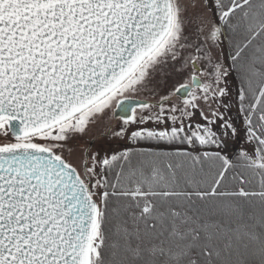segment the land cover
Returning <instances> with one entry per match:
<instances>
[{
	"label": "snow or ice",
	"instance_id": "snow-or-ice-1",
	"mask_svg": "<svg viewBox=\"0 0 264 264\" xmlns=\"http://www.w3.org/2000/svg\"><path fill=\"white\" fill-rule=\"evenodd\" d=\"M0 264H264V0H0Z\"/></svg>",
	"mask_w": 264,
	"mask_h": 264
},
{
	"label": "rangeland",
	"instance_id": "rangeland-1",
	"mask_svg": "<svg viewBox=\"0 0 264 264\" xmlns=\"http://www.w3.org/2000/svg\"><path fill=\"white\" fill-rule=\"evenodd\" d=\"M136 98L137 99L144 98L143 93H141ZM104 123L110 124L112 127H118L119 126V121L116 117H112L110 120L104 121ZM98 132H99V129L97 127H93L86 136H84L79 141H73V144L79 143V144L83 145L85 143V141H89L90 138H92L94 136V134H96ZM125 143H126V141L116 140L110 136L109 137H103V136L96 135L95 136V143H94L93 147L94 148H103V149H108V148L120 149ZM237 147H243V145L240 144Z\"/></svg>",
	"mask_w": 264,
	"mask_h": 264
},
{
	"label": "water",
	"instance_id": "water-1",
	"mask_svg": "<svg viewBox=\"0 0 264 264\" xmlns=\"http://www.w3.org/2000/svg\"><path fill=\"white\" fill-rule=\"evenodd\" d=\"M120 115H124V113L120 112L119 110H116V116L115 117H119Z\"/></svg>",
	"mask_w": 264,
	"mask_h": 264
},
{
	"label": "flooded vegetation",
	"instance_id": "flooded-vegetation-1",
	"mask_svg": "<svg viewBox=\"0 0 264 264\" xmlns=\"http://www.w3.org/2000/svg\"><path fill=\"white\" fill-rule=\"evenodd\" d=\"M117 118V117H116Z\"/></svg>",
	"mask_w": 264,
	"mask_h": 264
}]
</instances>
